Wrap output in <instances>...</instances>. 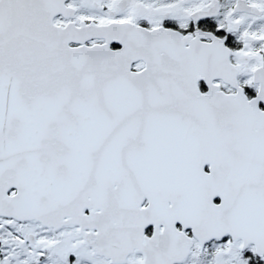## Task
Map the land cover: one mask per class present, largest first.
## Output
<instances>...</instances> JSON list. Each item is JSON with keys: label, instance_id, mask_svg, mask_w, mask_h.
<instances>
[{"label": "snow or ice", "instance_id": "1", "mask_svg": "<svg viewBox=\"0 0 264 264\" xmlns=\"http://www.w3.org/2000/svg\"><path fill=\"white\" fill-rule=\"evenodd\" d=\"M0 264H264V0H0Z\"/></svg>", "mask_w": 264, "mask_h": 264}]
</instances>
